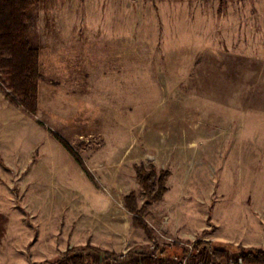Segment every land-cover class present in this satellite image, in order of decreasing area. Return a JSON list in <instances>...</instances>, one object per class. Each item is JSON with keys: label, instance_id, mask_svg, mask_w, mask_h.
I'll return each mask as SVG.
<instances>
[{"label": "rangeland", "instance_id": "rangeland-1", "mask_svg": "<svg viewBox=\"0 0 264 264\" xmlns=\"http://www.w3.org/2000/svg\"><path fill=\"white\" fill-rule=\"evenodd\" d=\"M27 26L37 114L0 68V264L14 248L29 264L210 251L245 210L264 217V0H39ZM139 166L157 171L153 194L168 173L150 232L126 201L148 200Z\"/></svg>", "mask_w": 264, "mask_h": 264}, {"label": "trees", "instance_id": "trees-1", "mask_svg": "<svg viewBox=\"0 0 264 264\" xmlns=\"http://www.w3.org/2000/svg\"><path fill=\"white\" fill-rule=\"evenodd\" d=\"M39 4V0H0V68L9 71L11 86L20 95L19 102L26 111L35 115L38 111V85L40 81L39 54L40 49L30 43L28 37L27 19L29 12ZM56 138L72 154L79 165L88 173L82 159L71 146L61 137ZM157 171L151 169L148 173L142 166L137 167V178L148 195L144 206L139 209L134 196L126 198L129 211L135 215L137 226L150 232L145 220L147 210L153 202L160 200L165 191V181L168 173L159 176L160 189L153 194ZM197 248L208 247L204 242H196ZM206 249H209L206 248ZM217 259L227 255L228 249L211 245ZM240 256L245 263H264V250L239 247ZM156 253L171 256L166 248L156 246Z\"/></svg>", "mask_w": 264, "mask_h": 264}, {"label": "built area", "instance_id": "built-area-1", "mask_svg": "<svg viewBox=\"0 0 264 264\" xmlns=\"http://www.w3.org/2000/svg\"><path fill=\"white\" fill-rule=\"evenodd\" d=\"M62 264H238L233 254L217 259L213 251L197 248L195 243H187L180 255L162 256L156 253V245L148 250L130 248L122 252L105 253L97 250H76L65 257Z\"/></svg>", "mask_w": 264, "mask_h": 264}, {"label": "crops", "instance_id": "crops-1", "mask_svg": "<svg viewBox=\"0 0 264 264\" xmlns=\"http://www.w3.org/2000/svg\"><path fill=\"white\" fill-rule=\"evenodd\" d=\"M245 212L250 213V216H246L244 214V216L241 217L236 223H230L228 224V227H225L224 225L221 234L213 239L223 243V247L228 249L227 254H240L238 246L264 250V217L256 215L257 212L259 213L258 210H245ZM232 224H235V226ZM75 243H80V241L76 239ZM17 251L20 252L21 249L14 248L12 250L13 254L15 255L14 264H29V262L24 259L22 254L17 255ZM180 253V251H176L172 255H180Z\"/></svg>", "mask_w": 264, "mask_h": 264}]
</instances>
